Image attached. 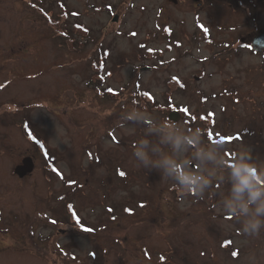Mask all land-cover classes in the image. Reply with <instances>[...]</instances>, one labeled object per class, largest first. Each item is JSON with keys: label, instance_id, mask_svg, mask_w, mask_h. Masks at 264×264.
I'll return each mask as SVG.
<instances>
[{"label": "rangeland", "instance_id": "1", "mask_svg": "<svg viewBox=\"0 0 264 264\" xmlns=\"http://www.w3.org/2000/svg\"><path fill=\"white\" fill-rule=\"evenodd\" d=\"M262 29L264 0H0V264H264L231 175L264 173Z\"/></svg>", "mask_w": 264, "mask_h": 264}, {"label": "clouds", "instance_id": "2", "mask_svg": "<svg viewBox=\"0 0 264 264\" xmlns=\"http://www.w3.org/2000/svg\"><path fill=\"white\" fill-rule=\"evenodd\" d=\"M169 127L174 126L170 122L168 124ZM171 139V137H170ZM183 139L184 142L188 143L189 145H195L196 141L192 137H175L173 139V143L175 145H179L181 140ZM137 157H144L142 152H135ZM239 158L241 162L235 163V161ZM246 159H251V156L248 155L247 157L243 154L234 153L232 157L233 167L231 169L232 177L237 181L232 188V191L236 194L241 193H248V202L256 203L259 201V206L256 208V212L264 213V173H261L258 169L254 166L245 163ZM168 170L175 175V178L178 180L179 184L182 186L184 190H186L189 194L192 193L193 190L200 193L202 190V186L208 184L209 181L204 180L198 174L193 167V164L190 162L177 165L174 161H166ZM187 168L188 171H184L183 173L178 172L177 168ZM239 198V197H237ZM235 212V208L231 203L227 205V214L228 217L231 218V214ZM259 228V222L253 223L251 225V231L256 232ZM245 231L247 232L248 229L246 228Z\"/></svg>", "mask_w": 264, "mask_h": 264}, {"label": "trees", "instance_id": "3", "mask_svg": "<svg viewBox=\"0 0 264 264\" xmlns=\"http://www.w3.org/2000/svg\"><path fill=\"white\" fill-rule=\"evenodd\" d=\"M80 30H84V33H87L88 32V34H89V32L90 31H88V27L86 28H80ZM151 51V49H148V52H150ZM107 54V53H106ZM97 69L98 70H101V67L99 66V68L97 67ZM175 84V85H177V87H181L182 86V81H181V79H179L178 77H175V78H172L171 80H170V84ZM107 90H111V91H116V89H113V88H111V87H107L106 88ZM144 90L143 89H140L139 88V90H138V95H140V94H144ZM147 95H149V97H150V99L148 98V96ZM146 98H148L149 100H151V101H153V102H155L156 103V98H154L149 92H147L146 91V96H145ZM135 102H138V101H136L135 100ZM138 103H140V104H142L140 101L138 102ZM144 104V103H143ZM163 106H165V105H163ZM202 120L205 122V124H207L208 125V127H207V129L205 130V131H202L203 133H204V135H205V137L207 138V139H209L211 142L212 141H215L216 139H215V135L212 133V127H211V125L212 124H214L215 123V121H214V117H213V114L211 115V117H207V116H205V115H203L202 116ZM34 140H36V141H39V139H34ZM44 149H45V147H44ZM46 150V149H45ZM42 151H43V149H42ZM46 152V153H45ZM44 155H45V157L46 158H48V160L50 161L49 163V168H50V170L51 171H57L58 169L55 167V165L53 164L54 162L53 161H51V158H53L51 155H49V153L47 152V150L46 151H43L42 152ZM70 210H71V212L74 214V217L75 218H78L77 217V213H76V211H75V209L73 208V206L71 205L70 206ZM79 220H81V217L79 218Z\"/></svg>", "mask_w": 264, "mask_h": 264}, {"label": "water", "instance_id": "4", "mask_svg": "<svg viewBox=\"0 0 264 264\" xmlns=\"http://www.w3.org/2000/svg\"><path fill=\"white\" fill-rule=\"evenodd\" d=\"M253 46L256 51H263L264 50V31L261 32L259 35H256L253 40ZM178 112H172L169 118L173 121H177L179 118ZM34 168V164L31 158H25L23 160V164L16 167V173L20 176L32 171Z\"/></svg>", "mask_w": 264, "mask_h": 264}, {"label": "flooded vegetation", "instance_id": "5", "mask_svg": "<svg viewBox=\"0 0 264 264\" xmlns=\"http://www.w3.org/2000/svg\"><path fill=\"white\" fill-rule=\"evenodd\" d=\"M202 22H204V21H202ZM198 26H199V28H200V24H199V23H198ZM201 26L205 27L206 30H205L204 33H205V36L208 37V38H206V40H207V41H210V40H211V37H210V34L208 33V29H207V27H206L205 25H203L202 23H201ZM207 33H208V34H207Z\"/></svg>", "mask_w": 264, "mask_h": 264}, {"label": "snow or ice", "instance_id": "6", "mask_svg": "<svg viewBox=\"0 0 264 264\" xmlns=\"http://www.w3.org/2000/svg\"><path fill=\"white\" fill-rule=\"evenodd\" d=\"M119 174H120L122 177L125 175V173H123V172H120ZM141 206H143V205H141ZM84 231H90V230L87 229V228H85ZM234 255H236V254L234 253Z\"/></svg>", "mask_w": 264, "mask_h": 264}]
</instances>
